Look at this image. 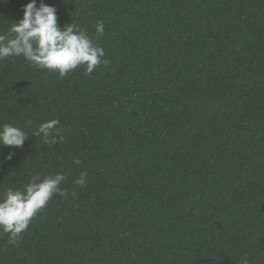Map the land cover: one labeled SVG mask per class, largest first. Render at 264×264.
<instances>
[{
    "label": "trees",
    "instance_id": "obj_1",
    "mask_svg": "<svg viewBox=\"0 0 264 264\" xmlns=\"http://www.w3.org/2000/svg\"><path fill=\"white\" fill-rule=\"evenodd\" d=\"M28 2L0 0V34ZM43 2L111 63L0 60V125L29 134L0 148V194L58 172L68 193L0 232V264H264V0ZM52 119L62 139L32 135Z\"/></svg>",
    "mask_w": 264,
    "mask_h": 264
},
{
    "label": "clouds",
    "instance_id": "obj_2",
    "mask_svg": "<svg viewBox=\"0 0 264 264\" xmlns=\"http://www.w3.org/2000/svg\"><path fill=\"white\" fill-rule=\"evenodd\" d=\"M54 6L40 0H29L22 7V18L10 23V29L0 34V60L8 57H23L38 69L67 75L83 66L85 75H91L99 65L108 66L111 62L105 57L104 49L94 43L93 38L78 24L72 22L60 27ZM105 33L104 24L95 25V37ZM59 121L52 119L39 124L32 134L43 139L44 143L55 144L59 137ZM54 132L56 133L54 135ZM22 128L12 124L0 125V148L22 147L28 140ZM14 152L6 159L11 160ZM79 163V161H75ZM66 179L62 172L35 176L22 189L8 188L0 194V232L8 234L9 243H15L27 230L33 218L44 209L54 195L67 197V190L61 187ZM74 184L85 187L87 173L81 172ZM241 264H249L244 258Z\"/></svg>",
    "mask_w": 264,
    "mask_h": 264
}]
</instances>
